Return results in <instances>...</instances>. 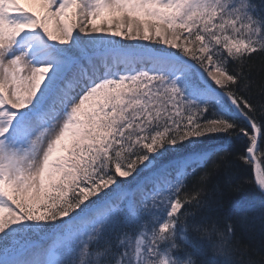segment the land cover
Here are the masks:
<instances>
[{
  "label": "rangeland",
  "instance_id": "rangeland-1",
  "mask_svg": "<svg viewBox=\"0 0 264 264\" xmlns=\"http://www.w3.org/2000/svg\"><path fill=\"white\" fill-rule=\"evenodd\" d=\"M20 2L28 11L34 10L39 14V19L27 18L29 17L27 15L15 17L10 12L17 9L14 1L10 0L8 3V0H0V45L6 46L16 35L9 31L14 32L17 24L23 18H27L35 20L33 27L40 28L36 29V32H41L42 38L59 48L64 55L72 54L70 58L76 57L82 49L98 47L104 50L117 49L116 54L120 53L123 56L145 54V60L142 62L143 66L134 67L128 72L120 69L121 72L108 85L104 80L98 81L90 89L91 92L99 89L98 97L95 94L89 95L88 90L77 92L74 94L73 105L60 112L54 119L35 123L32 116L18 114L19 120L11 123L10 120L13 118L9 116V112H0V243L10 237L12 240L4 248L18 251L15 255L1 258V264H9L17 258L20 262L22 255L28 251L33 257L27 264H33L34 261L39 263L38 256L43 253L48 254L50 258L55 256V262L52 264L174 263L165 252L172 247L169 237L164 235L163 229L155 232V236L159 237L158 243L161 244L159 247L161 250L155 252L157 239L154 238L147 223L143 227L144 231L141 230L134 240L130 236H123L118 240V247L121 244L128 247L127 252L119 248L113 252L108 246H103L102 249L95 248L94 241L102 238L98 228L110 222L115 211L90 220L70 218L67 214L57 212L62 206L60 205L62 201L58 199H66L69 195V198L71 195L74 198L79 197L82 200L77 202L74 209L75 213L78 212L89 192L84 190L83 186L74 189L75 186L68 187L69 184L78 178L86 180L92 167L100 168L98 174L101 178L105 173L106 175L109 173L106 165L111 164L110 170L120 183H107L108 181L102 180L93 185L96 177H92L93 183L84 186L90 188L91 185L92 188H96L107 184L110 185V189H117L116 194L127 207H130L132 213L137 212V218L143 217V214L147 213L143 211L148 207L158 211V208L152 207V197L155 196L158 200L157 205H162L163 210L164 205L168 207L163 213H172L174 204L165 202V197L160 195V191L135 204L132 201L133 205L130 199L128 200L126 188L135 181L136 183L140 181L136 179L138 171L128 178V173L120 168L124 166V162L119 158L123 157L111 148L116 144V140L121 139L130 141L132 145L136 144L134 140L140 128L128 129L127 119L130 116L123 114L125 111L135 113V110L131 105L124 109L122 106L130 99H135L129 89L136 86L146 89L138 101L152 105V96L158 97L164 95V92H169L171 87L168 81L177 84L174 80L178 77L182 80L178 82L181 85V92L184 93L182 98L192 107L204 98L219 102L221 99L209 97L206 95L207 92L192 91V76L182 74L188 69L185 65L168 63V59H162L161 55L152 51L157 48L164 51L180 48L178 50L185 57L204 66L202 73L212 87L222 86L228 78L217 69L209 51L212 49L216 52L221 50L225 52L227 49L230 54L236 53L238 48L250 46L251 43L261 40L259 39L261 30L250 34L244 29L245 27L248 29L250 24L254 25L251 16V12L255 11L252 9V0H20ZM122 17L131 20L136 26H125V30L123 27L114 26L112 29L115 30L109 42H104L107 35L104 38L101 36L87 38L88 26H78V23L86 19L87 25L92 28L101 25L104 31L106 30L104 26L108 27L112 25L113 20ZM133 27H137L139 32L131 33ZM75 28L78 29V34ZM73 36L80 44L77 48L73 46L74 39L70 40ZM132 39L131 47L120 48L119 42L128 43ZM196 43H200V47L193 50ZM5 50L10 51L9 48ZM18 58L17 52L12 51L10 56L5 58L4 48H0V97L14 109L41 104L47 93H43L42 98L37 99L36 103L32 102L38 94V87L45 85L46 77L31 65L32 58L25 60L26 63L22 60L16 61ZM13 60L16 61L14 64ZM186 63L192 64L188 60ZM184 79L189 80L183 81ZM56 95L57 93L51 98V102L56 101ZM98 101L102 103L98 105ZM2 109L3 105L0 104V110ZM176 113L177 111L173 116ZM4 116H7V120ZM106 135L107 139L104 137ZM98 138L100 142L90 145L89 151V140ZM132 145H129V150ZM123 149L126 150L125 147ZM87 155H91L93 166L86 164L90 163ZM150 161L147 162V166ZM71 172L75 173L73 177ZM259 175L264 182L260 170ZM55 192L57 197L52 201L51 198L54 197L52 194ZM48 205L50 206L47 207ZM44 207L46 211L55 213L47 215L52 222L47 223L49 227L46 229L47 232L39 234L36 219L44 213V210L42 213L39 211ZM118 209L117 205L116 210ZM160 226L162 227V223ZM169 230L172 232L171 238L176 236L181 239V232L176 235L172 229ZM29 233L40 239V243L34 246L35 239L33 241L26 239L27 242L19 243L22 240L20 239L16 244L13 243L16 235L22 237Z\"/></svg>",
  "mask_w": 264,
  "mask_h": 264
},
{
  "label": "trees",
  "instance_id": "trees-1",
  "mask_svg": "<svg viewBox=\"0 0 264 264\" xmlns=\"http://www.w3.org/2000/svg\"><path fill=\"white\" fill-rule=\"evenodd\" d=\"M251 5L255 10L251 12L254 25L250 24L248 29H244L250 34L261 30V40L238 48L236 53L230 54L227 49L225 52H216L210 48L209 53L217 69L228 78L225 84L218 86L219 89L236 100L241 113L252 122L260 134L256 158L264 176V0H252ZM199 47L200 43H196L193 50ZM178 49L176 52L183 54ZM194 63L202 68L199 62ZM168 83L171 87L169 92H164V95L158 97L152 96V105L138 101L146 90L144 87L129 89L135 99H130V103L127 102L122 109L131 105L135 113L125 111L123 115L130 116L127 119L128 129L138 127L140 131L136 133V144L132 145L130 141L121 139L116 140V144L112 146L111 149L118 151V155L123 157L119 158L124 162V166L120 168L128 173L129 178L141 171L150 160L162 163L176 157L203 154L215 149L217 152L176 188L163 195L165 202L175 206L171 209V214L163 213L168 207L164 205L163 210L162 205H156L157 199L152 201V207L158 208V211L148 207L143 211L147 213L141 218H137V214L133 216L127 208H122L110 222L98 228L102 238L94 241L95 248L108 246L113 252L117 251V248L127 252L128 247L122 244L118 247V240L123 236H130L134 240L141 230L144 231L143 227L147 223L154 238L155 232L160 229L169 237L172 247L165 252L174 261L172 264H264V197L254 188L251 164L245 155L252 142L251 129L229 110L226 112L212 103L192 107L182 98L184 93L179 90L181 85L176 86L169 81ZM191 84L200 87L193 74ZM100 103L102 102L98 101V105ZM176 111L178 113L173 116ZM104 137L107 139L108 136ZM98 142L99 138L89 140V151L90 145ZM130 144L131 150L128 149ZM86 158L90 159V163L86 164L93 166L91 155ZM99 169L92 167L86 180L78 178L68 186H75L74 189L83 186L84 190L89 192L81 209L74 212L75 205L82 199L72 195L69 198V195L66 199H58L62 201V206L57 212L67 214L71 218L114 192L107 184L96 188L91 185L90 188L84 186L93 183L92 177H96L93 185L102 180L108 181L107 183H120L111 171V164L106 165L109 173H105L101 178ZM74 174L71 172L72 177ZM52 195L54 197L51 200L54 201L57 192ZM43 210L44 213L36 219L39 234L47 232V223L52 222L47 215L55 213L46 211L45 207L39 211L42 213ZM169 229L176 235L181 232L184 239L179 240L176 236L171 238L172 232ZM20 239L22 240L19 243H24L37 238L32 233L22 237L16 235L13 243L16 244ZM156 239L155 252H159L161 244L158 243L159 237ZM11 240L8 237L0 243V258L15 252L4 248Z\"/></svg>",
  "mask_w": 264,
  "mask_h": 264
},
{
  "label": "bare ground",
  "instance_id": "bare-ground-1",
  "mask_svg": "<svg viewBox=\"0 0 264 264\" xmlns=\"http://www.w3.org/2000/svg\"><path fill=\"white\" fill-rule=\"evenodd\" d=\"M32 6V5H31ZM30 6V8H31V10H32V7ZM32 12V11H31ZM33 12H35L34 10H33ZM48 17V16H47ZM36 20L37 19H39V16H35L34 17ZM121 20V21H120ZM124 20V21H123ZM120 21V22H119ZM74 22V21H73ZM130 23V24H129ZM133 22H131V20L129 21V20H127V19H125V18H123L122 17V19L121 18H119V19H115V20H113L112 21V25H109L108 27L107 26H104V27H106V30H102L101 29V25L99 26V27H94L93 26V28L92 27H90L89 25H87L88 24V20H86V19H84L82 22H80V23H78V26H88V31H86L87 33V38L88 37H90V38H96L95 36H101L102 38H104L105 37V35H107V39L104 41V42H109V39H110V37L111 36H113L112 34L114 33V30L115 29H112L114 26L115 27H118V28H120V27H123V30H125L126 29V27L125 26H129V25H132V26H136L135 24H132ZM74 26V25H73ZM76 27V26H75ZM114 27V28H115ZM36 29H40V28H36ZM161 31V30H160ZM75 32H76V34H78V29L76 30V28H75ZM85 32V31H84ZM104 32V33H103ZM135 33V32H139V30H138V28L137 27H133V30L131 31V33ZM41 33V32H40ZM110 34V36H108ZM136 34V33H135ZM70 36H71V34H70ZM72 39H74V41H75V43L73 44V46H75L76 48L77 47H79L80 46V44H79V42H78V40L73 36L72 38H70V40H72ZM133 39L130 41V42H119V45H120V48L121 49H123V48H125V49H127V48H129V47H131L133 44ZM85 46H87V45H85ZM58 50H59V48H58ZM60 51V50H59ZM55 54H56V52H54ZM57 55V54H56ZM72 54H70V55H65V56H63L62 58H60V56H59V61L61 62V61H68L69 59H70V56H71ZM46 61V60H45ZM81 63V61L80 60H78L77 61V65L78 64H80ZM68 75H69V70L68 71H63L61 74H59V76H56L54 73H49L48 75H47V78L49 79V81H48V85H49V82L52 80V79H55V78H59L60 76H63L64 77V79L65 78H67L68 77ZM52 83L53 82H50V85H52ZM58 85H56V87H57ZM51 87H53V86H51ZM250 153L251 154H253L254 153V150H251L250 151ZM257 171H258V168H257ZM175 172H177V169H172L171 168V166H169L166 170H165V173L163 174V176L165 177V175H166V177L167 176H172V175H174V173ZM256 182H257V185L259 186V188L264 192V183H263V181H262V179H261V177H260V175H259V171L257 172V174H256ZM152 186V185H151ZM149 186L148 185H146L145 186V188H146V190H147V188H148Z\"/></svg>",
  "mask_w": 264,
  "mask_h": 264
}]
</instances>
